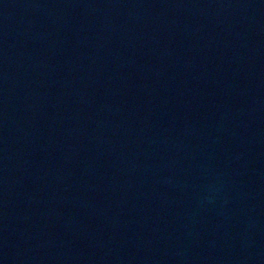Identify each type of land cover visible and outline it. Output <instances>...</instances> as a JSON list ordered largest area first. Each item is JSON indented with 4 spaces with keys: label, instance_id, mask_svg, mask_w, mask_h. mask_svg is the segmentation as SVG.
Returning a JSON list of instances; mask_svg holds the SVG:
<instances>
[{
    "label": "water",
    "instance_id": "95a60500",
    "mask_svg": "<svg viewBox=\"0 0 264 264\" xmlns=\"http://www.w3.org/2000/svg\"><path fill=\"white\" fill-rule=\"evenodd\" d=\"M0 264H264V0H0Z\"/></svg>",
    "mask_w": 264,
    "mask_h": 264
}]
</instances>
